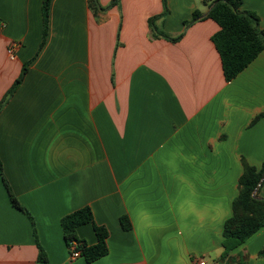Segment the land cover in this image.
<instances>
[{"label": "crops", "instance_id": "1", "mask_svg": "<svg viewBox=\"0 0 264 264\" xmlns=\"http://www.w3.org/2000/svg\"><path fill=\"white\" fill-rule=\"evenodd\" d=\"M212 1L166 0L155 25L182 34L170 42L148 26L162 0H120L101 21L87 0H52L39 48L42 0H0V102L29 62L0 110L1 171L49 264H220L241 158L264 163V115L252 123L264 113V51L226 82L211 41L219 26L202 18ZM240 10L264 28V0ZM2 176L0 264H36L32 225ZM84 206L108 231L107 255L91 263L71 259L60 224ZM77 235L96 243L90 224ZM260 251L264 228L229 255L264 264Z\"/></svg>", "mask_w": 264, "mask_h": 264}, {"label": "trees", "instance_id": "2", "mask_svg": "<svg viewBox=\"0 0 264 264\" xmlns=\"http://www.w3.org/2000/svg\"><path fill=\"white\" fill-rule=\"evenodd\" d=\"M51 1L42 0L41 2L42 40L39 48L43 46L47 37ZM119 1L111 0L107 5L102 6L98 0H87V5L93 17L97 21H101L103 20L102 16L110 8L116 6ZM162 5L163 12L148 19L150 36L152 39L163 38L170 42H177L181 39L182 34L173 37L156 28L155 21L167 12L166 0H162ZM240 5L241 0H213L210 2L208 14L202 17L203 19L213 20L219 26V30L211 37V41L219 55L226 82L233 80L264 51V28L260 27L258 16L254 12L240 10ZM200 18L201 13L194 11L192 19L187 25ZM28 65L29 62L23 65L18 78L2 98L0 110L22 82L28 70ZM262 115L264 113L257 115L252 123ZM241 166L242 172L237 181V196L233 199L231 205L232 215L225 220L223 226L224 251L218 259L220 264H247V254L229 255V251L243 244L259 229L264 228V198L258 195L260 186L264 184V179L261 181V178H264V163L261 164L260 168H256L249 165L244 158H241ZM0 172L2 176L1 163ZM2 181L9 193L11 205L24 213L32 225L33 237L38 250L36 264H49L47 255L37 241L32 216L12 194L3 176ZM256 187H258V190L253 194ZM119 223L123 230L131 229V222L127 216H121ZM60 224L70 256L74 252H78L85 262L91 263L107 255L106 239L108 231L104 226L95 223L89 206H84L63 216ZM85 224H90L93 228L97 239L94 245H88L85 240L80 239L77 235V228ZM258 256H264V251H260Z\"/></svg>", "mask_w": 264, "mask_h": 264}, {"label": "built area", "instance_id": "3", "mask_svg": "<svg viewBox=\"0 0 264 264\" xmlns=\"http://www.w3.org/2000/svg\"><path fill=\"white\" fill-rule=\"evenodd\" d=\"M15 47L16 45L12 44L8 49H7V53L9 54V56L12 58L13 57V53H14V50H15ZM80 257L79 256V253L78 252H74L72 255H71V259H76ZM196 264H205V262L203 260H198L196 262Z\"/></svg>", "mask_w": 264, "mask_h": 264}, {"label": "water", "instance_id": "4", "mask_svg": "<svg viewBox=\"0 0 264 264\" xmlns=\"http://www.w3.org/2000/svg\"><path fill=\"white\" fill-rule=\"evenodd\" d=\"M262 179H264V178H261V181H262ZM260 183H261V182H260ZM260 183H259V185H260ZM259 185H258V186H259ZM257 189H258V187H256V188H255V190H254L253 194H255V193H256Z\"/></svg>", "mask_w": 264, "mask_h": 264}]
</instances>
